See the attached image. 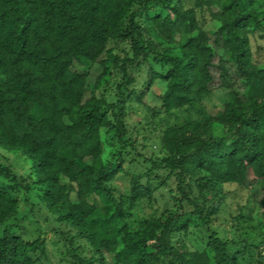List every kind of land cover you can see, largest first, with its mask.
<instances>
[{"label": "clouds", "instance_id": "clouds-1", "mask_svg": "<svg viewBox=\"0 0 264 264\" xmlns=\"http://www.w3.org/2000/svg\"><path fill=\"white\" fill-rule=\"evenodd\" d=\"M0 264H264V0H0Z\"/></svg>", "mask_w": 264, "mask_h": 264}]
</instances>
